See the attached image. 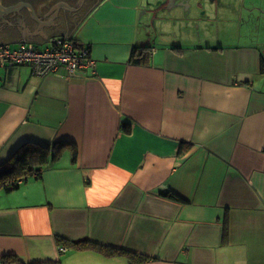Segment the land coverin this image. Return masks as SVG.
Here are the masks:
<instances>
[{
    "label": "crops",
    "instance_id": "obj_1",
    "mask_svg": "<svg viewBox=\"0 0 264 264\" xmlns=\"http://www.w3.org/2000/svg\"><path fill=\"white\" fill-rule=\"evenodd\" d=\"M148 1L102 0L79 23L44 24L48 39L21 41L17 25L20 36L4 41L46 48L73 38L95 65L45 76L0 66V164L25 143L64 145L40 175L0 191V264L7 254L131 264L70 240L126 248L149 257L142 264H264V36L233 40L227 21L222 37L174 7L158 37L146 26ZM251 8L263 17L262 6L229 8L237 30ZM143 45L151 57L138 65L130 54Z\"/></svg>",
    "mask_w": 264,
    "mask_h": 264
},
{
    "label": "trees",
    "instance_id": "obj_2",
    "mask_svg": "<svg viewBox=\"0 0 264 264\" xmlns=\"http://www.w3.org/2000/svg\"><path fill=\"white\" fill-rule=\"evenodd\" d=\"M178 47V45H176ZM174 46V47H176ZM151 45H143L134 47L131 52V61L135 64H147L150 60ZM260 70L264 72V58L261 57ZM125 129L129 130L130 126L125 124ZM64 145L56 147L55 149L41 145L39 143H25L17 148L11 154V157L0 164V191H12L20 185L21 182L26 181L27 177L38 176L41 174V169L49 161V157L57 158L61 155V150ZM76 156V151H74ZM165 196L174 198L180 201L183 199L174 192H166ZM224 227V237L227 233ZM66 240V239H64ZM68 241V239L66 240ZM69 244L79 249H94L106 257L125 256L129 258L131 264H142L149 260V257L135 253L128 249L116 246H109L103 243H97L91 240H83L73 242L70 240ZM2 264H62L61 261H42L26 263L17 258L15 255L7 254L2 258Z\"/></svg>",
    "mask_w": 264,
    "mask_h": 264
},
{
    "label": "flooded vegetation",
    "instance_id": "obj_3",
    "mask_svg": "<svg viewBox=\"0 0 264 264\" xmlns=\"http://www.w3.org/2000/svg\"><path fill=\"white\" fill-rule=\"evenodd\" d=\"M2 6L4 10L0 11V42L6 44L8 39L15 38L19 35L12 33V28L21 24L27 25L30 27L33 24L34 20H40L41 24H48L49 30L55 31L61 26H57L60 24L59 21L61 19L65 20V22L79 23L92 9L97 6L102 0H1ZM165 2L158 3L160 9L166 10H174L176 3L179 0H164ZM191 1V0H190ZM207 4H202L201 0H199V8L203 7L205 11H207L208 7L210 8L207 11L208 16H211L210 13L218 14V11L221 7L229 9L232 4L236 3L242 9L248 7L250 4L251 7L254 6L255 9H258L261 5L255 4L253 1L251 3L250 0H204ZM231 1V2H230ZM33 7L30 8L29 6ZM10 7H21L16 11L7 12V8ZM182 7V6H181ZM184 10L185 8L182 7ZM252 11L253 8H251ZM58 11V12H57ZM191 11V10H190ZM241 10H238L239 12ZM57 12V14H56ZM214 13V15H215ZM46 21V22H43ZM54 23V25H52ZM14 25V26H13ZM8 44V43H7Z\"/></svg>",
    "mask_w": 264,
    "mask_h": 264
},
{
    "label": "built area",
    "instance_id": "obj_4",
    "mask_svg": "<svg viewBox=\"0 0 264 264\" xmlns=\"http://www.w3.org/2000/svg\"><path fill=\"white\" fill-rule=\"evenodd\" d=\"M28 65L35 74L45 76L61 69L70 74L95 65L89 50L78 45L73 38L56 37L49 47L40 49L32 43H20L17 47L0 42V66ZM66 252V247H60Z\"/></svg>",
    "mask_w": 264,
    "mask_h": 264
},
{
    "label": "rangeland",
    "instance_id": "obj_5",
    "mask_svg": "<svg viewBox=\"0 0 264 264\" xmlns=\"http://www.w3.org/2000/svg\"><path fill=\"white\" fill-rule=\"evenodd\" d=\"M152 2L148 1V3L150 2V8H153V11H150L148 12L147 14H152V16H150V21H149V28L150 30L152 31L153 34H155L156 36H160L162 34V30H163V27H166V26H171V25H174L175 21H176V16L175 14V8L174 10H166V9H162V11L159 13V17H156L155 15V11L159 8V5L158 3L159 2H162L164 0H151ZM251 3L252 1L255 3V4H260L262 7H264V0H250ZM192 4L193 5H196L198 6V0H191ZM201 3L204 4H207L204 0H201ZM250 5V4H249ZM194 6L193 9L191 11H195V9L198 10V8ZM176 8H179V7H176ZM184 12L185 14H187V18H188V22H190V24L196 22V21H200L201 24L205 27V30L207 31V27L209 26V28L212 26H215V27H218V30H216V34H222V37L223 35L225 34L224 32V28L225 26H223V23H226L227 24V21L231 24V28L230 30H226V33L228 35H231L233 37V40L235 39L234 36L238 33L240 35V37H243L245 36L247 33H249L248 35L251 34V36H264V14H263V17H261L260 15L262 14V12L260 11H253V14L251 15V19L250 21L248 22L247 25H244V24H240L241 25V30H237L238 27H239V15L236 14V11H230V9H222L221 10V7H220V14L219 15H214L212 13L213 16H206V17H199L198 15H196L195 13L196 12H191V11H185V9H180V10H176V12ZM209 14V13H208ZM246 16V14H245ZM248 16V15H247ZM248 29H251V30H246V28ZM258 26H259V29H258ZM226 29V28H225ZM212 30V27L211 29H209V31L207 32H210ZM197 31H199L197 29ZM210 36V35H209ZM249 37V36H248ZM158 41V39H157ZM12 47H17L18 45L15 43V44H11ZM17 45V46H16ZM38 45L35 44V47H37ZM40 47L41 49H44V47L42 46H38ZM37 47V48H38Z\"/></svg>",
    "mask_w": 264,
    "mask_h": 264
},
{
    "label": "water",
    "instance_id": "obj_6",
    "mask_svg": "<svg viewBox=\"0 0 264 264\" xmlns=\"http://www.w3.org/2000/svg\"><path fill=\"white\" fill-rule=\"evenodd\" d=\"M172 0H170V2H171ZM198 5L200 4L199 3V0H198ZM175 5V7H184L185 8V11H190V10H192L193 9V7L194 6H196V5H193L192 4V2L190 1V0H179L178 1V3H176V4H174ZM30 8H32V10H33V7L30 5L29 6ZM197 8L199 7V6H196ZM18 8H21V7H10V8H7V12H10V11H16V10H18ZM248 7H246L245 9L246 10H248L247 9ZM2 10H4V8H3V6H2V1L0 0V11H2ZM161 9L160 8H158L156 11H155V15L157 16L158 15V13H159V11H160ZM58 12V11H57ZM57 12H56V14H57ZM38 21V20H37ZM40 21V20H39ZM39 21H38V23H39ZM41 22V21H40ZM43 22H46V21H43ZM67 24V23H66ZM150 23H148V24H146V26L149 28V25ZM43 25H44V23L43 24H41V23H39V25L37 26V28L34 30V31H30V27H26V25L25 24H22V22H21V24H19L18 25V29L22 32V38L20 39L21 41H24L25 40V35H27V37L29 38V39H33V36H32V34H36V33H39L40 35H42L43 37L45 36L46 38H47V35H45V33L43 32ZM46 25H48L47 23H46ZM52 25H54V23L52 24ZM77 26V25H76ZM150 29V28H149ZM62 31V30H61ZM67 36H69V35H67ZM48 39V38H47Z\"/></svg>",
    "mask_w": 264,
    "mask_h": 264
}]
</instances>
